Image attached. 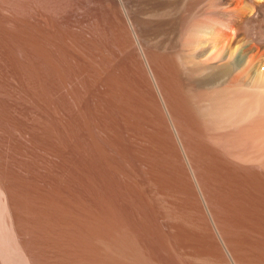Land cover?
I'll use <instances>...</instances> for the list:
<instances>
[{
    "label": "bare ground",
    "instance_id": "bare-ground-1",
    "mask_svg": "<svg viewBox=\"0 0 264 264\" xmlns=\"http://www.w3.org/2000/svg\"><path fill=\"white\" fill-rule=\"evenodd\" d=\"M66 1L0 0V98L59 159L0 178L23 251L37 230L68 264H264V0Z\"/></svg>",
    "mask_w": 264,
    "mask_h": 264
},
{
    "label": "rangeland",
    "instance_id": "rangeland-1",
    "mask_svg": "<svg viewBox=\"0 0 264 264\" xmlns=\"http://www.w3.org/2000/svg\"><path fill=\"white\" fill-rule=\"evenodd\" d=\"M68 1L70 0H67L66 2ZM89 1L90 0L88 1L73 0L72 3L74 2V4H71L70 7L69 6L67 7L68 11L69 9L70 10L73 9V11L75 10V12L84 13L89 8L90 9L95 8L97 5V2H95L94 0H91L90 2ZM92 2L93 4L90 5ZM86 5H87V9H85ZM38 20L42 21L41 19H38ZM85 20H86L85 21L86 23H84V26H83L84 28L81 30L88 36V38L91 35L89 39L93 41L92 37L94 36V33H92L93 35L90 34V30L95 32V26L94 24L92 25L91 20L89 19H85ZM43 25H45V23H43ZM0 76H2L8 82L7 90L9 92H13L14 89L18 87L20 84V81L17 75L14 73L12 66L3 61H0ZM17 79L18 81H16ZM65 89L67 90V92L64 91ZM68 92H69L68 88L61 89L59 92H57L58 98H61V99L66 98L65 95H67ZM34 111L35 109L31 111L25 110L24 107L18 105L12 98H7V97L0 98V116H1L0 117V161L2 165L5 166L3 167L0 165V178L3 177L4 180H6L5 182H10L13 179V176L15 177L17 176V174H19L20 177L29 178V176L31 175V170L42 175L44 172L47 171V167L49 168L53 167L54 168L53 171L55 173L59 172V167L57 166V161L59 159L57 158V156L47 155L45 154V152H43L41 149H39L36 146V142L34 139V134L36 130H35L34 124L38 116H37V112L36 111L34 112ZM79 112H80L79 106L77 104H71L70 111L62 112L60 110L59 116L64 121L65 120L68 121L69 119L72 118V113L78 114ZM5 116L6 118L8 116V118L12 120V122L20 121L21 125L16 126V127L9 126V124H7V120H5L4 118ZM19 145H22L23 147L22 150L18 149ZM2 168H5L4 171H1ZM152 195H150L151 196L150 199L151 201L153 200L152 202L154 203V206L160 209L163 208V206H161L163 205L162 200H160L161 202L157 201L160 198L158 197L156 198V195H154L153 197ZM3 199H4V196L0 192V246H1L0 247V264H7V263L8 264H57V263L58 264L60 263L68 264L67 257H66L67 255V244H66V239H65L66 235H61V236L60 235H42L37 230L34 231L35 233L34 235H31V233L33 234V232L31 231H30L31 233L29 231L28 233H23V235H26L25 238L26 239L28 238L27 240L31 245V253L33 257L35 258V262H34L31 255L28 254L27 252L26 254L19 244V240L21 239V237L19 236V233L17 231V225L19 224V221L21 220L20 213L17 212L16 214V212L10 211L11 209L6 210V205L4 204ZM13 204L14 203H12V205ZM14 213L17 216L16 219H15ZM161 220L160 221L162 224H163V221H166L165 219H161ZM60 252L61 254L59 255ZM4 255L7 256V259H6V256Z\"/></svg>",
    "mask_w": 264,
    "mask_h": 264
}]
</instances>
